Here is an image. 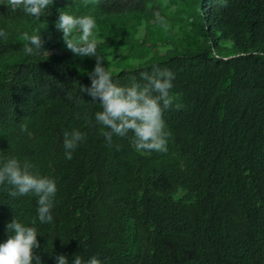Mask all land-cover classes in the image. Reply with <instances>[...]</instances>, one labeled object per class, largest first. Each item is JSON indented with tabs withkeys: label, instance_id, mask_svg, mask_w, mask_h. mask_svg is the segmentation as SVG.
<instances>
[{
	"label": "trees",
	"instance_id": "16d2710c",
	"mask_svg": "<svg viewBox=\"0 0 264 264\" xmlns=\"http://www.w3.org/2000/svg\"><path fill=\"white\" fill-rule=\"evenodd\" d=\"M5 2L0 151L29 161L57 192L54 220L41 224L34 195L11 197L0 185V243L16 218L36 228L42 264L61 254L102 264H264V0H54L40 20ZM58 10L93 16L118 85L153 65L175 73L171 92L183 107L163 113L166 153L137 151L131 132L105 144L94 119L101 108L79 92L91 86L95 57L66 48ZM25 32L41 35L49 56H26ZM73 129L86 140L66 160L63 132Z\"/></svg>",
	"mask_w": 264,
	"mask_h": 264
},
{
	"label": "clouds",
	"instance_id": "9594fccd",
	"mask_svg": "<svg viewBox=\"0 0 264 264\" xmlns=\"http://www.w3.org/2000/svg\"><path fill=\"white\" fill-rule=\"evenodd\" d=\"M54 0H6L3 4L7 9L22 10L37 20L52 6ZM226 6V3L223 5ZM156 22L165 30L168 22L160 12L154 13ZM55 27L62 32V40L68 50L82 57H95V67L87 75L91 86L81 85L79 92H86L92 97V102L98 103L101 110L95 113L96 125L107 129L102 134L105 144L113 146V137H127L131 132L130 142L137 151L166 153L168 151V137L163 113L173 107L180 110L183 105L176 103L178 96L172 94L175 73L169 69H161L153 65L152 70L141 71L139 80L131 77V83L118 85L112 79L106 68L105 58L98 53L97 40L93 35L96 27L92 15L73 16L66 11L58 10ZM0 38L7 39V32L0 30ZM23 39L28 41L23 52L26 56H37L48 51L44 48L45 41L41 35L23 33ZM69 99L71 97H68ZM77 115V119H79ZM20 131L28 132L27 124L20 125ZM31 135V133H29ZM86 140L85 133L78 129L63 132V149L66 160L73 158V152L79 144ZM117 150L120 146L116 145ZM34 165L25 160L20 162L15 157L4 156L0 151V185L10 186L9 196L19 197L32 194L37 198V217L41 224L51 223L53 200L57 192L56 181L48 176H42L33 171ZM36 223L35 220L32 221ZM11 233L7 240L0 243V264H42L41 257L34 253L39 249L37 230L26 226L14 218L7 224ZM70 260L64 254L55 257L56 264H102L96 256L83 260L74 255Z\"/></svg>",
	"mask_w": 264,
	"mask_h": 264
}]
</instances>
